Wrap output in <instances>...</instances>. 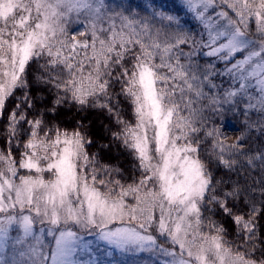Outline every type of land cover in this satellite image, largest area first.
Listing matches in <instances>:
<instances>
[{"label":"snow or ice","instance_id":"snow-or-ice-1","mask_svg":"<svg viewBox=\"0 0 264 264\" xmlns=\"http://www.w3.org/2000/svg\"><path fill=\"white\" fill-rule=\"evenodd\" d=\"M179 3L199 32L154 5L142 16L109 0H0V252L17 229L26 248L12 264H99L77 258L82 233L162 264H264V145L224 144L222 119L248 128L255 115L264 133V0ZM33 88L53 96L50 109L36 110ZM57 108L107 112L134 174L90 153L81 123L70 134L47 121ZM38 225L54 237L50 255L29 240Z\"/></svg>","mask_w":264,"mask_h":264},{"label":"trees","instance_id":"trees-1","mask_svg":"<svg viewBox=\"0 0 264 264\" xmlns=\"http://www.w3.org/2000/svg\"><path fill=\"white\" fill-rule=\"evenodd\" d=\"M109 4L111 7L116 8L117 10H121L122 6L130 7L133 11L138 12L142 16L151 15L153 11L152 6L154 5L157 10L163 9L170 13L174 12L175 14H177L180 17L181 22L185 28L195 30L196 32L200 31V25L198 21L193 17L192 13L186 11L185 8L180 5L179 0H109ZM164 23L166 24L168 22L164 21ZM187 50L188 49L185 48V51ZM199 59L201 64H205L208 62V59L205 57H200ZM206 90L208 89L205 88V91ZM43 94L46 97L44 102L39 99V95L36 96L32 94V91L30 92V96L32 97V103L35 105L36 110L42 109L44 111H47L52 107L53 96L49 95L48 93ZM120 103L124 109L122 113L123 119L131 120L132 116L130 114V109L128 105L123 100H121ZM20 107L23 108L24 105H21ZM25 111L27 112V109ZM205 115H208V113L206 112ZM38 118L39 117L32 115L30 112L28 113V119L34 120ZM212 118L216 120L215 126L219 128L220 117ZM222 119L224 130L227 133L226 138L223 140L224 144H240L244 146L245 150H247L249 147H260L264 145V133H262L259 127L257 126L261 125V122L257 119L255 115L251 116V121L255 123H253L248 128L245 127L243 117H238L236 115H233L232 113H222ZM46 120L49 121L51 124H58L62 131H75L77 122L81 123L83 125V128L80 130L88 131L90 133V138L93 142V146L89 149V152H98L99 158L105 165L119 168L117 166L125 165L126 159L128 161V158L124 151L125 147L118 140L112 139L110 132L107 130H117L114 121L108 115L107 112L100 109L91 108L86 111H79L76 108H72L71 110H68L67 108H57L55 116H47ZM105 126H107V128ZM241 137H246L247 141L241 139ZM102 138H105V140H109V142L104 141ZM110 143H113V147H116V149L111 150L108 153H106L107 148L101 149L99 147V145L109 146ZM119 144H121L120 148L122 152L117 151V145ZM208 146L209 148H211V144H209ZM108 160H110V162H108ZM114 161L118 162L117 166H115ZM209 167L212 168L213 175L216 177V179L221 181H228L231 178L232 181L239 182L243 187V180L234 172L230 173L224 170L222 167L217 168L215 164H210ZM124 171L125 170H123L122 172L124 173ZM243 175H248V173L245 172L243 173ZM245 211H247V209H245ZM216 219L220 220L221 218L216 217ZM245 219H247V217H245ZM258 222L259 224L264 225V218L258 217ZM221 223L224 225L225 228L229 230L230 233L232 232L233 224L230 220L223 219L221 220ZM228 239L230 240L231 236H229ZM10 247L13 246L11 245Z\"/></svg>","mask_w":264,"mask_h":264},{"label":"rangeland","instance_id":"rangeland-1","mask_svg":"<svg viewBox=\"0 0 264 264\" xmlns=\"http://www.w3.org/2000/svg\"><path fill=\"white\" fill-rule=\"evenodd\" d=\"M194 17V15H193ZM195 18V17H194ZM83 37H78V39H82ZM209 90H206L208 92ZM43 93H47L46 91L38 90L37 88L32 89V94L39 97V99L44 102L46 97ZM19 95V94H18ZM13 104H10L9 107H13ZM21 106V105H20ZM2 127V128H1ZM6 125L3 122H0V133H3V130L5 129ZM70 134L72 131H68ZM103 139V138H102ZM106 142H109V140H105ZM26 143V141H19L21 149L23 148V144ZM105 144V143H104ZM120 145L118 146L117 151L122 152ZM114 144L110 143L109 146H107L106 153H108L111 150H115L116 147H113ZM4 149V140L3 137L0 136V152H2ZM94 150V148H93ZM105 151V150H104ZM125 153L128 158V161L126 159L125 165H119L117 166L118 162L114 161L115 166L121 168H117L120 171H124V174L127 175H133L134 173L130 172V169L134 167V161L129 154V151L125 148ZM115 152V151H114ZM12 155H16L15 152L12 153ZM107 160V159H106ZM110 162V160H108ZM128 162V163H127ZM40 227H45L38 225L34 229V235L29 238L30 242L36 246H39V242L42 241L43 244L46 246V251L51 253L52 249L54 248V237L48 236L47 234V228L45 227V231L43 233L40 232ZM22 238L21 233L19 230H16V235H14L8 242L6 246V250L0 252V256H3L7 264H12V255L15 253L17 255V258H19V252L22 250H26L24 246L17 245L16 239ZM13 247H10V246ZM52 245V246H51ZM86 245V247H84ZM51 246V247H49ZM167 247V245H165ZM110 253V255H109ZM77 258L82 261H87L90 259H97L99 261V264H162V261L165 259L160 254H153L148 252H124L122 253L120 250L115 249L108 245L105 241L101 240L98 235L94 233H82L81 234V248L80 251L77 254ZM50 264V261H49Z\"/></svg>","mask_w":264,"mask_h":264}]
</instances>
